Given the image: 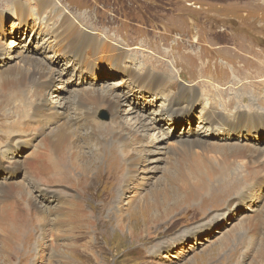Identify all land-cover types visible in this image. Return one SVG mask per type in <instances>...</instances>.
<instances>
[{"label": "rangeland", "instance_id": "1", "mask_svg": "<svg viewBox=\"0 0 264 264\" xmlns=\"http://www.w3.org/2000/svg\"><path fill=\"white\" fill-rule=\"evenodd\" d=\"M261 61L264 0H0V191L25 210L80 199L61 222L47 214L50 233L38 222L8 239L0 224V264H264ZM193 137L223 147L206 153L209 186L187 201L170 191L166 206ZM76 150L89 174L68 170ZM146 199L161 204L150 224Z\"/></svg>", "mask_w": 264, "mask_h": 264}, {"label": "bare ground", "instance_id": "2", "mask_svg": "<svg viewBox=\"0 0 264 264\" xmlns=\"http://www.w3.org/2000/svg\"><path fill=\"white\" fill-rule=\"evenodd\" d=\"M201 38V37H200ZM225 42L228 43V38L227 36H225ZM206 53V52H205ZM205 53L203 51L200 52V58L199 57H194L197 61H201L203 63V60L202 59H206V56H205ZM262 53V52H261ZM211 56H214L212 54H210ZM259 55V54H258ZM259 57V56H258ZM256 61H258L256 59ZM260 61V60H259ZM245 62V61H244ZM252 61L250 62H245L247 65H249ZM263 62V61H261ZM264 64V62L262 63ZM204 66H206V63L204 64ZM202 67V66H201ZM215 68H218V65L217 63L215 64ZM35 74H37L35 72ZM164 78V77H162ZM24 80L23 79H18V81H22ZM259 81V80H258ZM258 81H256L255 83H257ZM250 83V82H249ZM237 84V82H236ZM235 84V85H236ZM240 85V84H239ZM246 85V84H244ZM127 99V97H126ZM124 101L125 103L130 106V107H133V105L125 100V97H124ZM85 101L82 99L80 102L78 101L77 102V105H79L80 107H84ZM110 105V104H109ZM79 108V107H78ZM109 109V108H108ZM87 112L90 114V110L88 109ZM75 113V112H74ZM186 113V112H185ZM185 113H182V114H185ZM180 113H172V115H178ZM238 114H241V113H238ZM89 116V115H88ZM87 116V117H88ZM238 116V115H237ZM91 117V116H90ZM184 118V116H177V121L179 120H182ZM74 119V118H73ZM206 119L207 121L209 122V127H212L211 124H216L217 126L216 127H225L224 124L221 122V120H224L220 117H218L217 115H214V114H211V115H207L206 116ZM152 123L154 126H152ZM152 123L150 124H143V127L146 129V130H150L152 129L153 127H155V122L152 121ZM207 123V122H205ZM214 135V134H213ZM120 138L122 139L121 140V146H122V149H127L125 150V156H127L130 152V150H128V147L130 146V143L132 141V139H135L137 138V133L133 130H130L128 132V134H120ZM141 136L138 135V141L141 140ZM195 137L193 138H189V139H184L180 142L179 146L181 147L180 151L176 152V154L179 153V155H181L183 157L182 158H176L173 160V162L171 161V167L168 171V174L169 176H171V178L168 180V186L165 188L166 191L164 192L165 193V198H164V201L163 203L166 204V206H168L170 203H171V200H170V196H169V193L170 191H173V192H176V191H181L182 193H184V200H189V199H192V198H196L198 196V191H201V190H206L207 187L209 186V184L204 180V177L200 175V171L202 169H204L205 165H206V162L208 161V158H207V152L209 151H214V149H221L223 147L221 146H214V147H210L207 145L206 143V140H197V139H194ZM179 140V139H178ZM178 146V147H179ZM76 147V146H75ZM248 150V149H247ZM77 151V150H76ZM76 151H73V159H72V162L68 168V170L71 172V173H74L77 175L76 172L80 173V175L82 174H89L90 172H87V168L89 167L90 164H84L82 166H80L79 168H77L76 170L74 169V165H75V159L77 158V156L80 157L79 155V152L77 153ZM113 153H116L117 150L114 148L111 150ZM222 151H225V150H218L217 152H222ZM226 152V151H225ZM178 155V156H179ZM210 158V157H209ZM128 160V159H127ZM117 162V161H115ZM131 163H133V160H132V157H131ZM115 166V165H114ZM104 169V167H102ZM172 168H174V172L172 171ZM117 169H119L117 167ZM63 169L59 170V171H62ZM111 169L109 168V171ZM66 171V170H65ZM96 171V170H95ZM101 173H102V170H101ZM110 173V172H109ZM109 173L104 176V184L107 185V184H112V186H116L117 183H118V180H119V176L118 175H115L114 176H109ZM61 174V172H60ZM100 172L98 173V176ZM103 174V173H102ZM223 174V177H225V179L228 180V177L232 179V176L230 173H227V172H224L222 173ZM76 175H72V176H76ZM58 176V175H57ZM63 176V175H62ZM61 176V177H62ZM56 177V176H55ZM59 177V176H58ZM60 177V178H61ZM85 177V176H84ZM83 178V177H82ZM91 178V177H90ZM99 178V177H98ZM218 177H215L213 175H210L209 176V182L213 181V179H217ZM52 179V178H51ZM50 179V180H51ZM100 179V178H99ZM60 180V179H59ZM67 180V178H66ZM63 181V180H62ZM182 181L180 184L178 182ZM76 182H78V184H80V181L77 180ZM85 182V181H84ZM90 182V181H89ZM88 183V179L86 181L85 184ZM216 183V182H215ZM218 183V182H217ZM89 184V183H88ZM174 185H177V186H174ZM85 186V185H84ZM82 190V189H81ZM97 190V189H96ZM83 191V190H82ZM41 192L45 195L47 193H50L52 191H50V189H47V188H44L42 189L41 188ZM97 192V191H96ZM116 192V191H115ZM115 192H114V195H115ZM92 196V195H91ZM164 196V195H163ZM116 198V196H115ZM88 199V198H87ZM91 199V198H90ZM109 199V195H106L105 196V200H108ZM83 200V199H82ZM94 200V199H93ZM75 201H78L80 202V199L78 198V195L77 197L74 199V201H70L72 202L71 205H75ZM33 203V205L28 208V209H23V207L16 201V199L14 198L13 196V193L10 189L4 187L2 188V190L0 191V204H3V206H0V224H6V231H7V238L8 239H14L16 237V235L20 232H23V228L27 227L28 225H34L38 222H40L41 224V229H42V234H46V233H50V232H47L46 230H44V226H43V223L45 220H47V217H48V213L50 212H54V215L57 216V219L56 220H59L58 222H61L62 221V217H64V215L66 216V212L70 205V202H64L63 204H60L59 206L55 207V208H52V209H42V207L39 205L37 206L38 204L35 203V201H31ZM110 204L109 203H106V205ZM70 205V206H71ZM158 205H161L159 203H155L153 202L152 200L150 199H146V202H145V205L143 206V209H146L148 214H146L145 216V219L144 221L147 223L149 222L148 224H150L151 222H154V221H157V220H160L161 219V214H158L156 212H152V209H156ZM77 206V205H76ZM88 206V205H87ZM46 207V205H45ZM50 208V207H49ZM83 208H86V206L84 207L83 203L81 204L79 211H80V215H83L84 214V209ZM166 212L170 211L171 214L173 213V211L175 210L174 207L172 208V211L170 210V207L167 208L166 207ZM71 210V209H70ZM69 210V211H70ZM163 210V209H162ZM38 211L41 216H37L36 215V212ZM151 211V213L149 212ZM178 211V210H177ZM38 213V214H39ZM73 214V213H72ZM53 215V217H54ZM169 215V213L167 214V216ZM76 216V215H75ZM85 216L86 218V215L84 214L83 217ZM88 216V215H87ZM165 216V215H164ZM166 217V216H165ZM52 218V217H50ZM91 218V217H90ZM149 218V219H148ZM170 218V217H169ZM73 219V218H72ZM76 219V218H75ZM138 219V217L136 218ZM53 220V219H52ZM66 220V219H65ZM71 220V219H70ZM80 220V219H78ZM85 220V219H84ZM88 220V219H87ZM98 220V219H97ZM166 219H164L163 221H165ZM168 220V219H167ZM68 221V219H67ZM66 223V222H65ZM153 224V223H152ZM158 223H156V226H157ZM47 225V224H46ZM62 225V224H61ZM60 225V226H61ZM120 226V225H118ZM135 226V225H134ZM29 227V226H28ZM142 227V226H141ZM147 227V226H146ZM145 227V228H146ZM121 228V227H119ZM115 229V228H114ZM155 230V229H154ZM20 231V232H19ZM40 231V230H39ZM145 231V230H144ZM30 232V231H29ZM57 232V231H56ZM52 233V232H51ZM132 233V231H131ZM137 234V233H136ZM140 234V233H139ZM30 235V234H29ZM145 235V234H144ZM53 236V235H52ZM55 236V235H54ZM137 236V235H136ZM139 236V235H138ZM142 236V235H141ZM139 238V237H138ZM7 239V240H8ZM133 241V239H132Z\"/></svg>", "mask_w": 264, "mask_h": 264}]
</instances>
